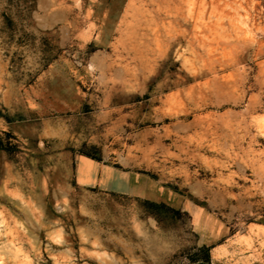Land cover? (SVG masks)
<instances>
[{"label": "rangeland", "instance_id": "obj_1", "mask_svg": "<svg viewBox=\"0 0 264 264\" xmlns=\"http://www.w3.org/2000/svg\"><path fill=\"white\" fill-rule=\"evenodd\" d=\"M190 1L0 0V264H264V0Z\"/></svg>", "mask_w": 264, "mask_h": 264}, {"label": "bare ground", "instance_id": "obj_2", "mask_svg": "<svg viewBox=\"0 0 264 264\" xmlns=\"http://www.w3.org/2000/svg\"><path fill=\"white\" fill-rule=\"evenodd\" d=\"M169 1V0H168ZM171 2L174 3L173 7H171V14L173 15V18H174V21L176 23H179V20L182 18L184 20H186V13L185 11H190L192 8H195V7H191V4H192V1L190 0H170ZM196 0L193 2L195 3ZM198 3V2H197ZM195 5V4H194ZM200 5V4H199ZM197 7V6H196ZM231 14V13H230ZM195 15V14H194ZM194 18V17H193ZM199 21V20H197ZM209 24V23H208ZM174 32V31H173ZM178 32V31H177ZM175 34V33H174ZM178 34V33H177ZM169 35V34H168ZM172 35V33H170V36ZM183 35V34H182ZM169 36V37H170ZM173 37V36H172ZM199 37V36H198ZM176 38V37H175ZM203 39V38H202ZM174 40V39H173ZM183 40V39H182ZM161 40L157 39V46L159 45ZM169 43V42H168ZM190 45V44H189ZM155 49H153L154 51ZM230 75V74H229ZM216 76V75H215ZM180 101V100H179ZM206 114V113H205ZM214 116V115H213ZM211 121V120H210ZM237 128V127H236ZM212 129V124L209 122L207 124V127H206V130H210ZM217 131V130H216ZM215 133V132H214ZM227 134H231L232 136L235 135V130L233 127H229L228 128V131L226 132ZM226 134V135H227ZM237 136V135H236ZM225 138V137H224ZM232 139V138H231ZM233 140V139H232ZM237 160V159H236ZM237 162V161H235ZM8 231V230H7Z\"/></svg>", "mask_w": 264, "mask_h": 264}]
</instances>
